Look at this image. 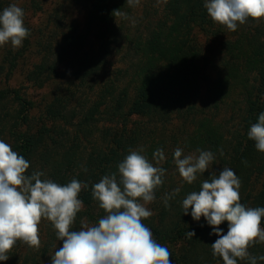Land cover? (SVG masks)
Instances as JSON below:
<instances>
[{
	"label": "trees",
	"instance_id": "1",
	"mask_svg": "<svg viewBox=\"0 0 264 264\" xmlns=\"http://www.w3.org/2000/svg\"><path fill=\"white\" fill-rule=\"evenodd\" d=\"M44 1L27 0V9L42 11ZM7 5L0 0V12ZM71 5L86 11L84 27L68 23L61 6L51 11L45 31L33 30L24 19L30 35L16 54L10 53L13 59L6 76L36 43L40 61L27 73L28 83L40 89L65 78L70 86L57 92L37 120L32 115L35 107L19 92L0 91V104L12 99L23 108L21 114L25 113L14 119L11 134L14 150L29 161L27 173L43 172L42 179L61 185L72 179L87 184L78 197L84 205L80 212L84 224L94 225L106 213L93 199L92 186L105 175L118 173V164L130 150L143 149L142 154L154 166L165 169V175L150 203L154 214L142 222L154 239L168 248L171 264H223L221 258L213 256L211 244L217 237L210 235L212 229L204 218L193 221L191 209L183 215V199L199 191L209 173L199 175L191 185L180 176L175 183L174 176L179 173L175 172L174 151L168 153L166 139L169 136L174 150L182 148L184 155H198L197 149L212 152V171L218 175L227 167L239 177V202L264 208V153L256 150L255 142L247 136L264 112V20L258 24L251 20L253 26L238 25L232 32L209 18L204 0H163L140 31L134 28L133 10L126 0H71ZM117 9L127 18L115 16ZM118 54L125 67L110 71V60ZM80 90L81 94L95 93L97 100L79 122L71 123L75 113L68 104ZM238 90L243 105L238 111V127H228L219 118ZM56 122L79 130L84 141L99 135L98 149L83 161L82 139L75 135L59 158L49 162L54 143L49 126ZM157 149L168 155L159 165L153 160ZM258 184L260 189L250 195L247 191L255 190ZM175 189L180 191L165 207V196ZM219 227L227 233V222ZM187 231H194L195 236L187 238ZM248 251L255 257L264 256V243ZM45 253L26 256L21 264H41ZM242 263L249 261L237 260V264ZM257 264H264V260L257 259Z\"/></svg>",
	"mask_w": 264,
	"mask_h": 264
},
{
	"label": "clouds",
	"instance_id": "2",
	"mask_svg": "<svg viewBox=\"0 0 264 264\" xmlns=\"http://www.w3.org/2000/svg\"><path fill=\"white\" fill-rule=\"evenodd\" d=\"M126 2L134 7L140 0ZM203 6L213 22L232 32L249 19L264 20V0H204ZM113 14L127 18L120 9ZM24 16V10L15 3L0 12V47L8 43L14 49L22 47L30 35ZM247 136L255 142L256 150L264 153V112ZM142 152L130 150L118 164V173L105 175L92 186V197L106 215L97 224L85 223L80 230H72L77 213L84 207L79 194L88 185L77 179L61 185L42 179L44 173L40 171L28 174L29 161L0 140V261L9 259L8 253L18 241L38 250L39 224L46 219L63 242L50 264H171L168 248L159 244L142 222L154 214L147 205L155 200L156 189L164 183L165 169L154 166ZM197 153L184 155L179 147L173 153L179 176L188 185L199 175L209 173L200 190L183 199V215L191 209L193 221L204 218L212 229L210 235L217 237L211 244L213 256L221 258L223 264H237L238 259L248 260L249 264L264 260V256L255 257L248 251L264 243V208L241 204V181L234 171L225 167L217 175L212 171L214 154L200 149ZM165 159L162 149L153 153L156 165ZM179 191L175 189L165 196V207ZM223 222L228 223L226 234L219 227ZM193 236L194 231H187V238Z\"/></svg>",
	"mask_w": 264,
	"mask_h": 264
},
{
	"label": "rangeland",
	"instance_id": "3",
	"mask_svg": "<svg viewBox=\"0 0 264 264\" xmlns=\"http://www.w3.org/2000/svg\"><path fill=\"white\" fill-rule=\"evenodd\" d=\"M5 1L7 6L12 3L17 4L19 7L23 8L25 13V20H27L28 26H30L33 30L45 31L48 23H50V14L53 9L59 8L60 6L65 9L64 14L66 16L68 23L78 24L80 27H84L86 20V11L79 6L71 5V0H45L42 11L33 12L27 9V0H3ZM163 3V0H140L139 5L132 7L133 15L135 18L133 21L135 30H140L143 28L145 21L147 23V19H151L154 17L153 10L159 9ZM135 14V16H134ZM255 24L260 23V21H254ZM246 26H253L254 24L249 19L246 23ZM243 24V25H245ZM34 41V39H33ZM36 41V40H35ZM20 48V47H19ZM14 49L10 43L0 47V91L8 90L12 92H19L22 98L26 101H30L35 107L32 115H34V119H40L46 112L47 105L55 98V95L58 91L67 88L69 83L65 78L62 81H52L48 83L44 88L37 89L33 87L30 83H28L27 73L32 71L34 65L38 64L40 61V48L36 46V43L31 45L29 50L25 53L23 59L19 60L16 69L10 76H7L8 67L10 66V60L13 59L10 56V53L16 54V51L19 49ZM10 51V52H9ZM17 59V58H16ZM113 62V66L110 68V71L117 67H125L120 63L121 54L115 55L110 60ZM108 67V66H106ZM67 73V72H66ZM65 73V75H66ZM70 86V85H69ZM73 94V89H70L69 92ZM83 90L76 92V95H73V99L68 104V108H71L70 111H74L75 118L71 123H77L80 121L81 117L88 111L91 103L97 100V96L95 93L88 92V94H81ZM239 90L234 93L231 103L228 106L223 107L222 115L219 118L220 123H226L228 127L237 126L238 127V111L239 108H243L242 99L237 97V93ZM91 98H88V97ZM234 102V104L232 103ZM23 108L18 105V102L9 99L8 101H4L0 104V140L10 144L12 149L14 150L15 142L12 137V129L11 125H13L14 119L20 118L23 114L21 112ZM67 116V114H65ZM70 115H68L69 117ZM232 118V120H230ZM67 123V122H66ZM7 124V125H6ZM102 124H100L101 126ZM52 130L54 143L50 146L51 155H49V162L55 161L59 158V153L64 151V149L68 148L71 145V138L75 135H79L81 138V153L83 161L88 158L93 151L98 149L99 145V135H95L92 137H88V141H84L82 134L79 130L70 128L69 126L64 125V123L56 122L52 123V126H49ZM78 132V134H77ZM64 133V135H63ZM87 135V134H86ZM95 137V138H94ZM167 136V147L168 153L171 154L174 151L173 145L174 142L169 139ZM15 151V150H14ZM185 154V153H184ZM188 155V154H186ZM165 157H168L165 156ZM39 156L37 154L36 159ZM38 165V163H37ZM178 169L175 168V172ZM46 172V169H45ZM179 175L174 176V182H178ZM261 183V182H260ZM260 189V184L255 186V190L247 191L250 195L254 194L255 191ZM150 211L153 212L151 205H147ZM80 223L77 227L72 226V230H80L82 225L84 224V218L79 212L74 220V223ZM91 225V224H89ZM39 237L41 241V247L37 250L35 248H30L26 244L22 242H17V244L13 247V249L8 253L9 259L6 261H0V264H21L23 259L28 257H34L40 251H46L45 260L41 261V264H50L51 257L54 255L56 249L62 246V241H59L56 236V232L52 226V224L46 220L42 219L39 224ZM207 264V263H206ZM212 264H220L219 262H212ZM243 264V263H242Z\"/></svg>",
	"mask_w": 264,
	"mask_h": 264
}]
</instances>
